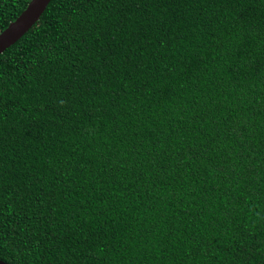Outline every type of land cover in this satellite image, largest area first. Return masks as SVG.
<instances>
[{
    "label": "trees",
    "instance_id": "1",
    "mask_svg": "<svg viewBox=\"0 0 264 264\" xmlns=\"http://www.w3.org/2000/svg\"><path fill=\"white\" fill-rule=\"evenodd\" d=\"M0 258L264 264V0H51L0 53Z\"/></svg>",
    "mask_w": 264,
    "mask_h": 264
},
{
    "label": "water",
    "instance_id": "2",
    "mask_svg": "<svg viewBox=\"0 0 264 264\" xmlns=\"http://www.w3.org/2000/svg\"><path fill=\"white\" fill-rule=\"evenodd\" d=\"M51 0H31L27 8L0 33V53L21 38L42 16ZM0 264H10L0 258Z\"/></svg>",
    "mask_w": 264,
    "mask_h": 264
}]
</instances>
